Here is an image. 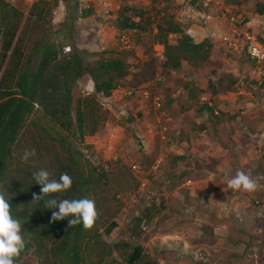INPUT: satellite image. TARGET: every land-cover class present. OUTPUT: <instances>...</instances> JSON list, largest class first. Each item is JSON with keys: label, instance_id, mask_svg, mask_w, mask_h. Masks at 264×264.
<instances>
[{"label": "trees", "instance_id": "obj_1", "mask_svg": "<svg viewBox=\"0 0 264 264\" xmlns=\"http://www.w3.org/2000/svg\"><path fill=\"white\" fill-rule=\"evenodd\" d=\"M196 1L193 0L194 3ZM58 4L59 0H36L26 15L23 9L10 1L0 0V182L6 178L13 165L11 161L13 150L28 119L35 113L40 114L46 121L42 128H48L46 129L48 133L61 143L69 157L66 164L56 165L54 160L45 167V170L49 171L52 179L59 180L62 173H67L73 181L71 189L67 192L53 193L39 201H33V194L43 195L41 185L36 181L23 191L22 196L6 197L12 215L21 205L29 212L32 222L28 230L26 226V233H30L31 239L25 240V249L15 264H36V253L29 256V249L37 245V254H41L46 244L54 248V254L62 255L65 264H88L92 255H96L95 259L99 264H153L144 257V248L141 244L149 229L150 212L135 217L139 227L135 225L130 232L136 238V242L125 240L110 244L106 243L95 229H85L82 223L69 226L68 218L53 220L52 215L58 212V208H47L46 202L53 198L58 201L89 198L95 201L101 223L106 224L101 209L108 199L101 193L114 176L115 166L112 162H117V158H114L115 160L111 158L113 161L102 160L95 153L98 151L95 144L86 142V138L97 134L108 121L111 110L101 103L99 96H111L114 90L124 85L125 79L131 73V61L127 55L129 50L116 55L100 53L90 61L84 57L85 53L77 48L64 53L54 36L58 31L54 32L51 29L53 10ZM202 6L203 3L199 7L203 9ZM164 11L156 8L153 14H149L147 8L123 6L117 27L120 30L134 31L133 33L139 37L138 41L143 40L142 36L150 35L153 41L149 45L151 56H154L155 44L164 45L165 59L159 64L160 73L165 79V72L168 74L181 69L184 62L194 68L207 63L212 56L214 41L211 36L197 40L187 30L182 20L175 14ZM92 14L93 8L88 7L81 15L88 17ZM32 23L38 27H43V23L50 25L46 32L35 40L31 50L27 51ZM172 35H176L174 40L171 38ZM87 73L94 81L95 92L79 96L75 100L73 90L80 78ZM225 79L219 78L217 85L219 84L223 91L232 89L233 83L225 85ZM183 85L191 97L187 109L194 108L196 112L210 118V122L214 124L226 121L227 116H230L231 121H237L234 120L236 113L229 114L221 110L220 116L214 106L203 104L198 107L196 104L203 89L196 86L193 81H186ZM209 87L213 93L218 90L212 80H209ZM243 120L247 122V119ZM202 126L208 127L205 124ZM104 162L113 167H107ZM134 177L140 184L137 177ZM148 180L150 181L149 177ZM118 195L116 194L117 197ZM24 210L21 212L25 215ZM146 210L149 211V208ZM117 225L116 220H111L105 225V233L111 235ZM100 241L104 243L101 245ZM94 244L101 249L96 251ZM118 247L130 248L123 251V261L111 256L112 251L118 250ZM210 249L220 256L219 249ZM106 255L110 256L106 258Z\"/></svg>", "mask_w": 264, "mask_h": 264}, {"label": "rangeland", "instance_id": "obj_2", "mask_svg": "<svg viewBox=\"0 0 264 264\" xmlns=\"http://www.w3.org/2000/svg\"><path fill=\"white\" fill-rule=\"evenodd\" d=\"M201 1L202 0H197L194 3L193 0H114V6L109 13H106V16L100 15V19H103V28L100 30H93L94 25L97 24L96 18L86 21L79 20L81 12L79 11L78 15H75V0H69V11L67 17L63 22L51 24V29L54 32H57L63 25H72L73 30L70 33L63 35V37L58 39L56 38V40H58L60 47L70 43L73 49L77 48L81 52L85 53L84 57L89 61L94 60L100 53H106V55H116L118 53H123L124 50H129L127 55L131 61V73L134 77L130 79V82H126L125 87L128 88L140 85L149 78L157 76L160 72V65L156 62L155 57L150 55L151 49L149 48V45L153 42L150 35L142 36L143 40L138 41L139 37L133 33L134 31L120 30L117 27L119 13L123 6L133 5L140 8H147L149 10V14L158 8L161 11L165 10L164 12L175 14L177 18H192V15H190L192 14V11H190L191 8L188 10V7L192 4V6L199 7L201 6ZM162 2L163 4H161ZM231 2L235 4H243L246 12H253L255 10L254 0H231ZM17 6L23 9L26 15L28 14V7L24 0H20L17 3ZM187 11L189 12V15ZM246 12L243 13L246 15ZM247 18L248 17L246 16L245 19ZM183 22L184 24H187L190 21L184 19ZM49 25V23H43V27H38L37 24L32 23L31 29H29L30 39L27 44V51L31 50L32 44L37 38L41 37L43 33L46 32L45 30L48 29ZM114 28L117 29L116 32ZM112 31L115 32L113 35L114 37L111 39L114 44H110L106 47V49L98 48V44L106 42ZM81 33L82 38L77 41L75 37ZM124 34L128 35L127 37L130 40V47H126L121 41V36ZM54 36L56 37V33ZM171 38L174 40L176 35H172ZM218 56L221 57L220 60L218 59ZM223 58H225L224 61ZM237 65L239 67V75H236L235 71H233L236 69ZM193 68V66L184 62L181 69L172 71L168 74L165 72L163 89L167 93L166 108L169 115L173 117L168 121L171 129L166 139H162L158 133L156 134V132L160 130V127L156 123V119L154 120V114L152 112L149 113L146 106L142 108V106L146 104L143 103L142 99L137 97V95L126 96L122 93H117L114 96L116 103L104 100L102 96H99L101 103L107 108L110 107L111 111H109L107 123L97 134L87 137L86 142H92L95 144L98 149L95 153L98 154L99 158L104 161L112 160L117 157V162H112L115 166L113 169L115 171V173H113L114 176L111 177L110 183L107 186H104L101 193L105 194V199H108L107 202L102 205L101 214L103 213L105 215L106 224H108L111 220H116L118 225L114 228L111 235L105 233L106 224L103 225L100 218H98V221H95V224L92 227L93 230L95 229V231L102 236L106 243L109 242L110 244H113L125 240H129L133 243L136 242V238H134L133 234H131L130 229L135 225L139 227L135 217L140 215L144 216L146 212H150V223H155L156 217L159 216L158 214L162 213V205L159 203V200L154 194H156L155 192L157 189L162 186L160 185V176L158 174L161 170H163V166L160 167L158 172L150 173L152 169L151 164L156 160V158L163 155L166 159L171 156V152H173V150L178 148L181 149L180 147H183L185 143V138H181V136L187 132L188 128H193L194 124L196 126L205 124L208 127L214 124L210 122V118L208 119L204 116L201 118L198 114L196 116L193 109L192 113L198 119H192L189 121L187 118L185 131L179 132L180 129L176 127L177 124L181 122V119L179 120V118L181 117L184 109L186 111L187 104H189V100H186L187 97H184V94L182 93V90L180 91L179 86L183 85L186 81L191 80V75H193L194 72L202 75L204 81L215 80L218 82L219 78L224 77V79L226 78L224 80L225 85L232 82L233 90L236 92L240 91L237 95L244 96L245 98L242 100L237 99L240 103H237L235 106H229L227 109L224 108L229 114H240L243 112L244 114L248 112H253V114H261L260 112L264 113V84H262L264 81V71L263 74L255 75V73L251 70L250 60L242 52L235 51V53H232L231 51L226 50V54H223V50H221L216 57L209 60L201 67L195 69ZM207 73L209 75L214 73V76H211L208 79ZM89 83L90 79L89 81H86L84 78H80L73 90L75 100L79 96L94 92L93 90L91 91L90 89H87ZM173 93H177V105L170 102V99L173 98ZM221 103L222 101H220V104ZM203 104L204 103L199 97L198 104L196 105L199 107ZM216 105L217 104L214 103L215 107H217ZM217 109L220 114V112H222L221 109ZM261 115L264 117V114ZM247 121L251 124H255V127H258L257 123H259V121L257 118H249ZM45 124L46 121L40 114L37 113L30 116L28 119L20 140L17 142L13 150V158L11 160L13 161V165L11 166L6 178L0 182V192H2L5 197L8 195L22 196L23 191L26 188H30L31 184L35 181L33 174L38 172L40 169H45L50 162L55 160L56 165H60V163L66 164L69 161L68 154L61 143L48 133L46 130L48 128H42ZM150 125L155 128L156 132L150 133L147 138L145 137L148 143L147 149L149 146V151H147L140 144L138 133L147 130ZM156 125L157 127H155ZM110 144L111 146H109ZM78 148H81L80 145ZM32 149L35 150L36 155L34 157H30L27 162H24L22 160V156L25 150ZM134 162H139L144 165L146 172L149 174L150 181L148 180V184L145 189L140 188L139 182L134 177L135 174H133L134 171L131 168V164ZM104 165L111 167V164L108 162H104ZM172 184L173 183L171 182H167L165 185L169 188ZM25 194H27V191H25ZM116 194H119L118 197ZM258 198L262 203L263 197ZM147 208H149V211L146 210ZM24 209L25 208L21 205L18 206L15 209L13 217L20 221L22 225L21 234L26 240L31 239L30 233H26V231L32 222L30 221L31 218H29V212ZM22 210H24L25 215L21 212ZM104 241H100V244L102 245ZM94 246L96 251L101 249L98 248L96 244H94ZM256 247L259 248L260 245L257 244ZM36 248L37 245H34L31 249H29L30 251L28 250L29 256H34L36 253V264H65L61 258L62 255L54 254V248H51L50 244L45 245L41 254H37L38 251H36ZM125 250H130V248L125 249L121 247L118 250H113L111 256L123 261V251L125 252ZM263 252L264 249L262 248L261 255L264 260ZM109 256L106 255V258ZM95 258L96 255H92L91 259L88 260V264H99ZM213 264H221V262L214 260ZM261 264H264V262Z\"/></svg>", "mask_w": 264, "mask_h": 264}, {"label": "crops", "instance_id": "obj_3", "mask_svg": "<svg viewBox=\"0 0 264 264\" xmlns=\"http://www.w3.org/2000/svg\"><path fill=\"white\" fill-rule=\"evenodd\" d=\"M11 1L17 6L20 0ZM24 1L29 11L36 0ZM68 1L59 0L58 6L53 10V23L65 20L69 11ZM254 1L253 12H246L243 4H235L231 0H210L208 6H202L203 9L192 4L188 7V10L191 8L192 18L179 19L190 21L186 24L187 30L197 40H202L206 36L213 38L211 60L221 50L223 54H226V50L235 53L222 41L224 34H231V22L224 13V9L230 5L237 7L236 9L232 6L234 10L241 12L240 17L247 16L246 25L249 30L264 39V0ZM105 2L108 5H105ZM80 5L79 20L96 18L97 24L93 30H100L104 26L100 15L106 16V11L113 8L114 0H81ZM88 7L93 8V14L82 17L83 10ZM187 13L189 15L188 11ZM114 30L117 31L115 28ZM115 32L112 31L106 42L98 44V48L106 49L110 44L113 45L111 39ZM81 38L82 33L75 37L77 41ZM220 58L218 56L219 60ZM233 71L239 75L238 65ZM211 76H214V73L211 75L207 73L208 79ZM132 77L134 76L130 73L124 82H130ZM82 78L86 81L90 79L93 83L88 73ZM188 81H193L212 97L211 106L217 104V107H214L218 114L217 108L227 112L225 110L227 107L240 103L237 99L245 98L237 95L240 91L221 90L215 80L212 81L218 90L213 93L209 87V80L204 81L203 76L195 72ZM179 89L182 90L184 97H187L186 100L191 99L184 85L179 86ZM119 90L116 89L109 96V101L115 102L114 96L120 92ZM172 97V103L177 105V93ZM193 109L186 111L184 109L181 117L178 116L179 120L181 119L176 126L180 129L179 132L185 131L187 118L191 121L198 119L197 114L201 118L204 116ZM261 114L253 112L236 114L234 120L237 121H231L230 116H227L226 121L217 122L210 127L194 124L193 128H188L181 136L185 138L184 146L171 152V156L163 161V170L158 174L162 186L154 195L162 205V213L158 214L155 223H150L147 234L141 240L146 259L153 264H213L216 259L217 262H222L221 264L264 262L261 255L262 248L264 249V180L259 181L260 190L252 193L233 191L227 187V180L232 178L237 170H243L253 178L264 175V119H262L264 117ZM249 118H257L258 127L240 120ZM167 182L173 184L168 188L165 185ZM258 197H263L262 203ZM257 244L260 245L259 248L256 247ZM210 248L219 249L220 256Z\"/></svg>", "mask_w": 264, "mask_h": 264}, {"label": "clouds", "instance_id": "obj_4", "mask_svg": "<svg viewBox=\"0 0 264 264\" xmlns=\"http://www.w3.org/2000/svg\"><path fill=\"white\" fill-rule=\"evenodd\" d=\"M201 2L203 3V5L208 6L210 0H202ZM205 2H207V4H205ZM232 6L236 7L235 5H232ZM232 6L230 5L228 7H231L232 12H234L238 16V20L240 22L239 25L242 27L243 30L246 29L247 31L251 32L246 25L247 21H246L245 17H240L239 12L237 10H234L233 9L234 7H232ZM225 9H224V13L228 18V14H226ZM236 9H237V7H236ZM231 25H232V23H231ZM231 28H232V26H231ZM124 35H127V34H124ZM224 35H223V41L225 42ZM259 39H261V38H259ZM261 40H263V39H261ZM157 45H163V44L157 43V44H155V47ZM228 47H229V45H228ZM229 48L232 49L231 47H229ZM232 50H234L236 52H242L243 54L246 55V57L251 62L250 63L251 70L254 73L255 64L247 56L246 52L242 48L232 49ZM154 57H155V52H154ZM155 59H156V62H158V63L160 62L159 60H157L156 57H155ZM263 71L264 70L258 71V73H255V75L256 74H263ZM158 75H161L163 77V75L160 72L157 74V76ZM154 77L155 76H153L152 78H154ZM152 78H149L148 80H150ZM148 80L144 81L142 84H140L138 86L128 87V88L125 87L126 83L124 82V85L122 87L118 88V89H120L119 93H122L123 95L129 96L126 94V90H129V89H134V90L139 89L140 90V88H142L148 82ZM163 82H164V77L158 83L157 86L162 89V92L164 95L163 109H165L167 111V114L169 115L168 110L166 108V95H165V92L163 89ZM88 87H89L88 89H90L91 91L93 90L95 92L94 81H93V83H91V80H90ZM94 92H92V93H94ZM134 95H137V97L142 99L143 103L146 104V105L142 106V108H144L146 106L148 108L149 113L152 112L154 114V120L156 119V123L158 124L157 115L159 114V112H157L153 108L151 99H147L143 95H141L137 92L134 93L133 95H130V96H134ZM202 95H207V94L205 92H202V94L200 93V100H201ZM100 96H102V95H100ZM102 97L104 98V100L109 101V99H108L109 97H105V96H102ZM209 97H210V100L212 101V97L211 96H209ZM203 103L211 106V103L210 104L205 103V102H203ZM142 108H139V109H142ZM108 109H111V108L109 107ZM139 109H137V110H139ZM216 113H218V112L216 111ZM169 117H170V119L173 118L171 115H169ZM150 126H148L147 130L142 131L141 133H138L139 139H140V144L142 145V147H144L145 150H147V144H148L145 137L147 138V136H149L150 133L156 132L155 129L153 132H151ZM156 127H157V125H156ZM170 129L171 128L169 125V131H170ZM169 131H168V133H169ZM157 133L158 132H156V134ZM168 133H167V136H168ZM90 136H93V135H90ZM109 146H111V144ZM35 155H36V152L34 149L25 150V152L22 156V160L24 162H27L30 157H34ZM115 158H117V157H115ZM157 159L158 158H156V160ZM156 160L154 162H156ZM164 160H165V158L163 156L162 161L159 164V167L157 169H151L150 173L158 172L160 167L162 166ZM154 162L151 165H153ZM33 175H34V179H35L36 183L41 185V192L43 194V195L33 194V201H39L42 198H44L45 196H49L50 194H53V193L67 192L72 187V183H73L72 178L67 173H62L59 177V180L50 178L51 174L49 173V171H47L45 169H40L38 172L34 173ZM148 177H149V174H148ZM260 180H264V175H259L258 177L253 178L250 174L246 173L245 171L237 170L236 174L232 178L227 180V187L233 191H241L242 190L245 192L252 193V192H256V191L260 190V187H261L259 184ZM188 181L190 182L191 180H188ZM46 205H47V208H58V212H54L52 215L53 220H62L64 218H68L69 226H73V225L82 223L83 227L85 229H91L94 226L95 221L98 219V216H99L95 201L92 199H89V198L71 199V200L70 199H62L59 201L57 199L53 198V199L48 200L46 202ZM69 217H71V219H69ZM21 229H22V225H21L20 221L18 219L14 218L13 215L11 214V206H10L7 198L5 197V195L2 192H0V264H15L16 259L20 256V253L25 249L26 242H25L23 235L21 234Z\"/></svg>", "mask_w": 264, "mask_h": 264}, {"label": "built area", "instance_id": "obj_5", "mask_svg": "<svg viewBox=\"0 0 264 264\" xmlns=\"http://www.w3.org/2000/svg\"><path fill=\"white\" fill-rule=\"evenodd\" d=\"M205 4H207V2H205ZM105 5H108L107 2H105ZM109 11L110 10L108 9L106 12L109 13ZM225 12L228 14V19L232 23L231 34L224 35L225 42L232 49L242 48L246 52L247 56L255 64L254 73L262 71L264 62V40L259 39L255 34H252L246 29L243 30L239 25L240 22L238 20V16L232 12L231 7H227ZM121 41L126 47L130 46V40L127 35H122ZM62 49L64 53H68L73 50V47L71 44H66L62 47ZM155 57L160 62L165 59V49L163 45H157L155 47ZM162 79L163 77L161 75L155 76L154 78L148 80V82L142 88H140V90L129 89L126 90V94L130 96L137 92L143 95L145 98L151 99L153 108L159 112L157 115L158 126L160 127L158 134L162 137V139H166L167 133L169 131L168 120H170V117L167 114V111L163 109L164 95L162 89L157 86ZM201 100L205 103H211L210 97L208 95H202ZM154 129L155 128L153 126H150L151 132H153ZM162 158L163 156H160L156 162H154L152 169H157L159 167ZM144 167L145 166L139 162H134L131 164V168L133 169L135 176L140 181L139 185L141 189H145L148 184V173Z\"/></svg>", "mask_w": 264, "mask_h": 264}, {"label": "water", "instance_id": "obj_6", "mask_svg": "<svg viewBox=\"0 0 264 264\" xmlns=\"http://www.w3.org/2000/svg\"><path fill=\"white\" fill-rule=\"evenodd\" d=\"M81 4V0H75V4H74V14L78 15L79 11H80V5ZM73 30V26L72 25H63L61 27V30H59L56 33V38H60L63 35H66L68 33H70Z\"/></svg>", "mask_w": 264, "mask_h": 264}]
</instances>
